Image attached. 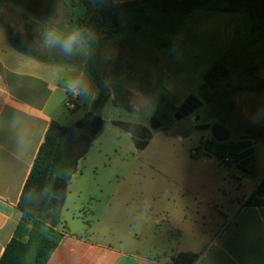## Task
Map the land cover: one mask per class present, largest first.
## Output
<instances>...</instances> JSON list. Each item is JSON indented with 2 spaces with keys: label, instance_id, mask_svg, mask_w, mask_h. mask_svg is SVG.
I'll return each instance as SVG.
<instances>
[{
  "label": "rangeland",
  "instance_id": "1",
  "mask_svg": "<svg viewBox=\"0 0 264 264\" xmlns=\"http://www.w3.org/2000/svg\"><path fill=\"white\" fill-rule=\"evenodd\" d=\"M6 3L17 2L0 0V4ZM209 4L220 7L224 3L210 0L208 5L184 16L147 7L141 13L124 11L118 15L119 28L114 39L120 42L122 56H128L134 65L117 59L97 61L95 65L108 85L119 81L133 88L134 96L127 103L135 111L128 112L109 103L101 110L102 129L77 162L75 178L66 192V228L80 225V220L72 217L80 200H84L85 211L80 216L87 227L108 230L115 228L111 220L104 224L92 215L98 208L104 207L121 218L160 214L161 182H196L212 188L216 184L221 193L214 192V197L222 195L228 204L231 199L235 207L243 196L236 186L237 178L263 177L264 18L257 21L245 14L209 11ZM72 14L75 21L83 10L73 4ZM73 32H77L76 26ZM113 68L117 70L115 77L111 76ZM205 91L218 95L194 112L200 122L226 126L232 137L248 136L244 129L248 125L262 134L249 175L219 166L212 157L214 145L210 133L193 130V123L187 118L176 120L167 134L150 129L160 95L178 109L190 95L202 101ZM84 104L85 109L76 110L73 119L72 113L65 109L68 121L62 124L72 126L85 112ZM112 122L145 126L152 136L148 146L135 150L130 136ZM222 164L230 168L228 162L222 160ZM118 229L122 231L121 226Z\"/></svg>",
  "mask_w": 264,
  "mask_h": 264
},
{
  "label": "crops",
  "instance_id": "2",
  "mask_svg": "<svg viewBox=\"0 0 264 264\" xmlns=\"http://www.w3.org/2000/svg\"><path fill=\"white\" fill-rule=\"evenodd\" d=\"M108 1L122 4L140 0ZM16 2L0 4V257L21 216L17 208L21 191L50 123L64 126L62 121H68L64 110L71 112L73 119L76 110L85 109L84 103L85 112L72 123L83 120L90 112L98 90L88 69L89 61L110 90L108 103L128 112L135 111L127 103L134 96L133 88L119 81L108 85L95 65L97 61L114 59L134 65L132 59L122 56L115 36L103 38L94 46L82 43L65 54L59 47L45 46V34L73 33L72 8L63 0ZM7 29L12 31L13 38L6 33ZM12 40L26 51L18 50ZM116 71L113 68L112 77ZM77 82L87 85L88 91L75 92L70 84ZM250 140L257 144L244 175L251 173L261 143L260 139ZM212 157L219 166L234 169L231 165L225 167L222 159L213 154ZM263 177L237 178L236 186L243 196L235 207L231 199L228 204L222 195L214 197V192L221 193L216 184L212 188L196 182H161L160 214L121 218L104 207L98 208L92 215L104 224L111 220L115 228L108 230L87 227L80 216L85 213L84 200H80L72 214L80 220V225L66 228L65 196L57 229L68 234L47 264H171V258L180 253L196 255L194 264H264V206H244ZM74 178L75 174L67 190Z\"/></svg>",
  "mask_w": 264,
  "mask_h": 264
},
{
  "label": "trees",
  "instance_id": "3",
  "mask_svg": "<svg viewBox=\"0 0 264 264\" xmlns=\"http://www.w3.org/2000/svg\"><path fill=\"white\" fill-rule=\"evenodd\" d=\"M223 6L209 4V11H220L230 14H245L250 19L261 21L264 18V0H222ZM70 8L77 5L83 14L73 20L81 42L94 46L103 38H110L118 32L117 17L124 11L141 13L146 7L161 13L187 15L200 6L208 5L210 0H140L129 3L114 4L108 0H63ZM72 4V5H71ZM261 14V15H260ZM107 28L108 30H104ZM99 37H95L99 34ZM6 33L13 38L11 30ZM14 42V43H13ZM20 51H26L12 40ZM88 68L98 90L88 115L99 116L109 101L110 90L95 71L89 61ZM216 92L205 91L202 96L208 105L217 97ZM115 106V105H114ZM177 108L164 95H160L152 118L160 124L158 131L167 134L175 122ZM88 116L70 127L51 122L44 140L33 161L30 173L25 181L17 208L21 216L14 233L7 243L0 264H47L52 253L67 232L57 228L61 223L68 183L76 172L77 162L84 156L94 138L86 140ZM113 126L130 135L136 150H144L151 138V131L141 125L124 122H112ZM250 139L259 140L262 134L252 125L244 127ZM213 156L220 159L213 152ZM244 206H264V177ZM197 256L191 253H180L171 258V264H194Z\"/></svg>",
  "mask_w": 264,
  "mask_h": 264
},
{
  "label": "water",
  "instance_id": "4",
  "mask_svg": "<svg viewBox=\"0 0 264 264\" xmlns=\"http://www.w3.org/2000/svg\"><path fill=\"white\" fill-rule=\"evenodd\" d=\"M118 20V17H117ZM108 30L107 28H104V30ZM100 32L97 36L99 37ZM203 106V103L195 98L194 96L190 95L187 97L185 102L181 105L180 108L177 109L174 119L180 120L183 116H187L189 113H191L193 110H196L197 108H200ZM181 113L183 115H181ZM193 122H198L199 117L196 116L192 119ZM85 123L89 126L88 130L86 131L87 139L88 138H94L96 137L101 129H102V120L99 116L96 115H88ZM150 129L152 131H158L160 129V124L156 122L155 119L151 118L149 122ZM195 130L197 131H210V134L212 138L220 143L217 146L218 151H221V148H226L225 145L222 143L227 141L230 137L229 130L220 125V124H213L210 126L209 124H199L195 126ZM223 133L224 137L218 138L217 134ZM257 144V141H252L248 138V136H239L237 141L232 143L228 147V157H233L235 159V166L234 168L238 171H240L243 174H246L248 172L247 166L252 161L253 158V152L254 147Z\"/></svg>",
  "mask_w": 264,
  "mask_h": 264
},
{
  "label": "clouds",
  "instance_id": "5",
  "mask_svg": "<svg viewBox=\"0 0 264 264\" xmlns=\"http://www.w3.org/2000/svg\"><path fill=\"white\" fill-rule=\"evenodd\" d=\"M45 46L47 47H59L65 54H70L74 48L82 46L81 34L79 32H73L67 36H63L58 33L49 32L45 34ZM72 89L75 92H87V85L82 82H77L72 85Z\"/></svg>",
  "mask_w": 264,
  "mask_h": 264
},
{
  "label": "flooded vegetation",
  "instance_id": "6",
  "mask_svg": "<svg viewBox=\"0 0 264 264\" xmlns=\"http://www.w3.org/2000/svg\"><path fill=\"white\" fill-rule=\"evenodd\" d=\"M152 11H158V10H156V9H152ZM224 13V12H223ZM227 14H230V13H227ZM261 15V14H260ZM118 21V20H117ZM117 35V32L116 33H113V36H116ZM196 98V97H195ZM187 99V98H186ZM185 102V101H184ZM202 102V101H201ZM203 104H204V102H202ZM181 107V106H180ZM179 107V108H180ZM198 109V108H197ZM197 109L196 110H193L191 113H189L187 116H183L181 119H185V118H187V119H189V121L190 122H192L193 123V125L191 126L192 128H193V130H195V126L196 125H199V124H208L207 122H200V117L198 116V115H194V112H196L197 111ZM181 115H183L182 113H181ZM196 116H198L199 117V121L198 122H193L192 121V119L193 118H195ZM180 119V120H181ZM176 121V120H175ZM215 124V123H214ZM210 125V124H209ZM213 125V124H212ZM212 125H210V126H212ZM223 126V125H222ZM190 127V128H191ZM225 127V126H224ZM88 128H89V126L87 127V130H88ZM86 130V131H87ZM228 130H229V128H228ZM206 132H209L210 133V131L209 130H207ZM229 132H230V130H229ZM211 135V134H210ZM217 137L218 138H222V137H224V134L223 133H218L217 134ZM238 137L239 136H237V137H232V133L230 132V137H229V139L227 140V141H225V142H223L222 144L223 145H225V147L226 148H221V151H218V149H217V146L220 144V143H218V142H216L213 138H212V136H211V138H212V141H211V143L214 145V152L219 156V158L220 159H222V160H225L226 162H228L233 168H234V166H235V159L233 158V157H228V147L232 144V143H234L235 141H237V139H238ZM235 169V168H234Z\"/></svg>",
  "mask_w": 264,
  "mask_h": 264
},
{
  "label": "built area",
  "instance_id": "7",
  "mask_svg": "<svg viewBox=\"0 0 264 264\" xmlns=\"http://www.w3.org/2000/svg\"><path fill=\"white\" fill-rule=\"evenodd\" d=\"M180 139V137H178Z\"/></svg>",
  "mask_w": 264,
  "mask_h": 264
}]
</instances>
